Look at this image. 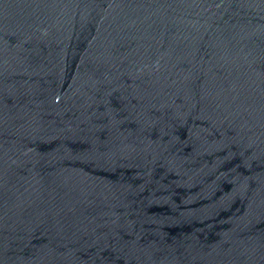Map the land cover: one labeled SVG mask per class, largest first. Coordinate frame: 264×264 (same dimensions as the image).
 <instances>
[{"label":"water","instance_id":"water-1","mask_svg":"<svg viewBox=\"0 0 264 264\" xmlns=\"http://www.w3.org/2000/svg\"><path fill=\"white\" fill-rule=\"evenodd\" d=\"M0 264H264V0H0Z\"/></svg>","mask_w":264,"mask_h":264}]
</instances>
